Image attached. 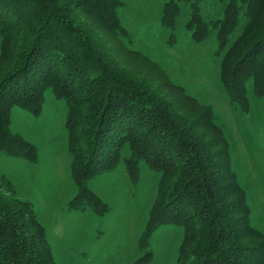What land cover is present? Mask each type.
<instances>
[{
	"label": "trees",
	"instance_id": "trees-1",
	"mask_svg": "<svg viewBox=\"0 0 264 264\" xmlns=\"http://www.w3.org/2000/svg\"><path fill=\"white\" fill-rule=\"evenodd\" d=\"M201 1L167 0L161 25L174 30L179 2L190 5L186 30L195 43L215 32L221 83L234 110L248 115L247 81L255 96H264V0H218L222 18L211 21L202 17ZM123 5L121 0H0V153L38 162L36 147L10 131V115L19 107L39 116L44 93L51 90L67 106V149L78 189L68 211L108 214L110 206L88 182L123 161L135 184L144 161L161 177L140 237L143 249L158 227L172 225L183 230L177 264H264V235L251 225L245 192L230 170L228 143L210 108L190 120L159 89L120 70L97 30L79 15L80 10L97 17L128 38L117 16ZM174 41L173 34L169 44ZM205 127L219 134L225 150L198 131ZM46 244L32 207L0 193V264H54ZM151 259L146 250L134 264Z\"/></svg>",
	"mask_w": 264,
	"mask_h": 264
},
{
	"label": "rangeland",
	"instance_id": "rangeland-1",
	"mask_svg": "<svg viewBox=\"0 0 264 264\" xmlns=\"http://www.w3.org/2000/svg\"><path fill=\"white\" fill-rule=\"evenodd\" d=\"M121 1L124 5L118 8L117 16L128 38L113 33L97 17L80 10L79 15L97 30V37L120 70L159 89L190 120L210 108L229 146L230 170L246 191L251 225L264 233V96H255L252 80H248L249 114L239 115L234 110L220 80L215 32L203 43H195L186 30L190 5L179 2L180 12L171 30L161 25L167 0ZM199 7L206 21L222 18L223 6L218 0H202ZM173 34L175 41L170 45ZM66 114L65 102L56 100L51 90L44 93L39 116L12 108L10 131L35 146L39 160L30 163L0 153V193L32 207L54 264H134L146 250L152 253L148 264H177L183 242L181 227H158L148 240V248L140 246L161 177L144 161L139 162L135 184L123 161L88 182V188L110 206L108 214L98 217L90 210H67L78 189L71 176ZM199 130L220 144L218 150H225L218 133L206 127Z\"/></svg>",
	"mask_w": 264,
	"mask_h": 264
},
{
	"label": "crops",
	"instance_id": "crops-1",
	"mask_svg": "<svg viewBox=\"0 0 264 264\" xmlns=\"http://www.w3.org/2000/svg\"><path fill=\"white\" fill-rule=\"evenodd\" d=\"M239 185L241 186V184L239 183ZM241 188L243 189V187L241 186ZM244 190V189H243ZM244 192H245V195H246V191L244 190ZM246 199H247V197H246ZM248 202V201H247ZM248 204V206H249V209H250V221H251V223H252V220H251V207H250V204L249 203H247ZM255 229H257L261 234H263L264 235V233L262 232V231H260L258 228H255Z\"/></svg>",
	"mask_w": 264,
	"mask_h": 264
}]
</instances>
